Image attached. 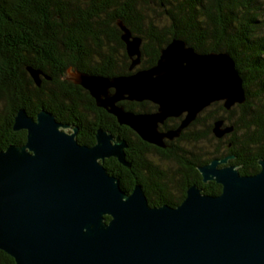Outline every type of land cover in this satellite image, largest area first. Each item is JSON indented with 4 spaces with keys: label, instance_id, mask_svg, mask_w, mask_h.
<instances>
[{
    "label": "water",
    "instance_id": "95a60500",
    "mask_svg": "<svg viewBox=\"0 0 264 264\" xmlns=\"http://www.w3.org/2000/svg\"><path fill=\"white\" fill-rule=\"evenodd\" d=\"M118 26L132 71L141 65L143 40L124 22ZM28 70L40 86L44 73ZM66 79L120 125L164 150L213 104L231 111L247 102L229 53H198L182 39L163 48L156 65L133 74L69 69ZM123 102H150L157 110L136 113ZM176 118L178 127L162 129ZM13 128L26 131L27 140L0 151V251L15 264H264V159L259 173L244 176L231 164L236 156L216 158L198 171L205 184L222 187L220 195L192 185L177 207H152L141 185L126 193L105 167L114 158L132 168L121 136L98 129L94 146L81 145L79 128L44 110L34 118L20 109ZM234 130L223 119L213 123L216 139Z\"/></svg>",
    "mask_w": 264,
    "mask_h": 264
},
{
    "label": "trees",
    "instance_id": "16d2710c",
    "mask_svg": "<svg viewBox=\"0 0 264 264\" xmlns=\"http://www.w3.org/2000/svg\"><path fill=\"white\" fill-rule=\"evenodd\" d=\"M261 5L262 0H0V151L26 143L27 132L13 128L20 109L34 118L44 110L58 122L79 128L81 145L94 146L98 129L125 139L132 168L116 159L106 160L105 167L126 193L141 185L152 207H177L192 185L207 195H220L222 187L205 184L198 171L216 158L234 155L231 164L239 167L241 175H256L264 159ZM118 21L143 40L141 65L132 71ZM173 39L184 40L198 53H229L243 80L247 102L231 111L214 104L210 115L201 113L165 150L120 125L96 106L87 90L66 79L69 69L117 77L150 68ZM29 67L50 79L42 75L38 86ZM122 105L136 113L157 110L150 102ZM218 119L235 128L224 139H216L212 132ZM179 123L170 119L162 129ZM0 264L15 261L0 251Z\"/></svg>",
    "mask_w": 264,
    "mask_h": 264
},
{
    "label": "rangeland",
    "instance_id": "374dc122",
    "mask_svg": "<svg viewBox=\"0 0 264 264\" xmlns=\"http://www.w3.org/2000/svg\"><path fill=\"white\" fill-rule=\"evenodd\" d=\"M262 8H263V14H262V17H261V20H263L264 21V0H262ZM263 28H264V24H263ZM264 32V31H263ZM262 32V33H263ZM216 104H221V103H216ZM214 105V104H213ZM211 106V107H209L208 109H206L204 112H203V114L204 115H210V111H212L213 109H215V106ZM198 128V127H197ZM183 144V143H182ZM193 149V148H192ZM155 160L156 161H158V158L157 157H155ZM164 166H166V168H168V166L165 164V163H162Z\"/></svg>",
    "mask_w": 264,
    "mask_h": 264
},
{
    "label": "flooded vegetation",
    "instance_id": "af4514ba",
    "mask_svg": "<svg viewBox=\"0 0 264 264\" xmlns=\"http://www.w3.org/2000/svg\"><path fill=\"white\" fill-rule=\"evenodd\" d=\"M178 121L180 122V119H178ZM167 123V122H166ZM169 129H173V128H168V129H166V130H169ZM68 131V133H72V130H67ZM78 134H79V131H78ZM77 137H78V135H77ZM78 141V140H77ZM175 142V141H174ZM173 142V143H174ZM80 144V143H79ZM170 146L168 147V148H170L171 147V143H168ZM126 152V151H125ZM112 159H114V158H112ZM109 160V159H108ZM127 160V159H126Z\"/></svg>",
    "mask_w": 264,
    "mask_h": 264
},
{
    "label": "bare ground",
    "instance_id": "6f19581e",
    "mask_svg": "<svg viewBox=\"0 0 264 264\" xmlns=\"http://www.w3.org/2000/svg\"><path fill=\"white\" fill-rule=\"evenodd\" d=\"M176 119H181V118H176ZM169 120H170V119H169ZM169 120H168V121H169ZM196 121H197V120H196ZM196 121H195V122H196ZM195 122H193L191 125H193ZM190 127H191V126H190ZM190 127H189V128H190ZM189 128H188V129H189ZM188 129H186V130H188ZM186 130H185V131H186ZM185 131H184V132H185ZM184 132H183V133H184ZM180 138H181V137H180ZM180 138H179V139H180ZM177 140H178V139H177ZM175 141H176V140H175ZM172 143H173V142H172Z\"/></svg>",
    "mask_w": 264,
    "mask_h": 264
}]
</instances>
